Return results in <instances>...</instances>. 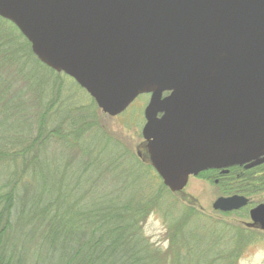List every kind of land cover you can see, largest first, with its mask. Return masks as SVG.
I'll return each instance as SVG.
<instances>
[{
	"label": "water",
	"instance_id": "obj_1",
	"mask_svg": "<svg viewBox=\"0 0 264 264\" xmlns=\"http://www.w3.org/2000/svg\"><path fill=\"white\" fill-rule=\"evenodd\" d=\"M0 18L106 116L150 95L143 144L172 194L210 170L264 164V0H0ZM250 220L264 232V204Z\"/></svg>",
	"mask_w": 264,
	"mask_h": 264
},
{
	"label": "trees",
	"instance_id": "obj_2",
	"mask_svg": "<svg viewBox=\"0 0 264 264\" xmlns=\"http://www.w3.org/2000/svg\"><path fill=\"white\" fill-rule=\"evenodd\" d=\"M0 34L12 42L0 37V264H239L252 234L227 237L226 251L209 238L229 234L220 223L187 224L194 208L166 249L151 244L144 224L169 191L158 174L103 129L90 96L77 104L66 90L81 101L84 90L41 64L12 23L0 18Z\"/></svg>",
	"mask_w": 264,
	"mask_h": 264
},
{
	"label": "rangeland",
	"instance_id": "obj_3",
	"mask_svg": "<svg viewBox=\"0 0 264 264\" xmlns=\"http://www.w3.org/2000/svg\"><path fill=\"white\" fill-rule=\"evenodd\" d=\"M4 34H0L1 39L4 38L2 40L12 43L9 39L11 36H4ZM17 54L18 57L22 56L20 52H17ZM66 79L69 88L76 89L75 82L69 77ZM65 89H67V87H65ZM66 91L72 98L75 97L74 100L78 105H89V95L84 91H81L83 101H81L79 95L73 91ZM148 102L149 98L142 97L135 101L126 112L114 118L106 116L99 108L97 110L98 121L101 123L103 129L122 138L125 143L129 144L130 150L138 161L140 158L136 156V153L137 151L139 152L138 146L144 141L142 130L146 123L144 111ZM37 117H40L39 112L37 113ZM238 172L240 173L241 171ZM249 176L250 175H245L243 178L247 177L251 183V191L247 195L251 201V205L234 214L216 213L212 208L216 199L221 196H226L223 194V192H225L223 189L224 185L231 184L233 180L227 179L224 185L218 186L215 184L214 179L204 180L202 176L198 178L192 177L185 189L184 197H177L169 191L163 195L158 207L151 213L144 224L143 230L145 236L150 240L151 244H156V246L166 249L170 244V241L167 239V234L172 231L171 227L181 220L184 211H189L190 208H194L197 212L195 211L196 213L194 216L188 219L187 224H191L196 219V215H199L206 219H210L213 222L211 226H217L216 223H220L221 229L229 233L225 236L221 235L219 238L217 231L209 232L210 242L213 245L220 241L224 250L231 251L234 249V243L226 241L225 239L227 237L233 239L235 236L234 233L246 230L248 232L247 234H252L253 239L251 244H249L243 252L242 258L239 259V264H264V232L261 230H251V228L246 226V224L251 223L249 217L250 209L264 204V169H257L253 172L251 177ZM221 233L223 234V232ZM210 242H208L207 245H209ZM222 264L226 263L223 262Z\"/></svg>",
	"mask_w": 264,
	"mask_h": 264
},
{
	"label": "flooded vegetation",
	"instance_id": "obj_4",
	"mask_svg": "<svg viewBox=\"0 0 264 264\" xmlns=\"http://www.w3.org/2000/svg\"><path fill=\"white\" fill-rule=\"evenodd\" d=\"M59 75H61V74H59ZM142 97H147L150 100V95H143V96H140L138 99H140ZM143 143H144V141H143ZM143 143L138 146L139 152L137 151V154H138V157L141 159V161L143 163L150 165L149 164V160H148V154L149 153H148V150L144 146ZM140 155L142 157H140ZM262 166H264V164L261 165V166H259V167L253 168V169H245L244 166H242V167L236 166V167H232V168L225 169V170H221V169L220 170H210L208 172H211L212 173V175L210 177H212V179H214L215 184H217L218 186L219 185L220 186L221 185H224V182L227 179H230L231 181L233 180V182L231 184L224 185L223 189H224L225 192H223V194H225L226 196H221V197H231V196L238 195V196H243V197H246L247 199H249L247 197V195L249 193L248 191H250L251 183L247 179V177H244L243 178V176L250 175L249 177H251V175L253 174V172L256 171L257 169H259ZM238 171H241V172L239 173ZM201 176H202V173L200 175H198L196 178L201 177ZM202 178H203V176H202ZM229 193H231V194H229ZM175 196H177V197H184V194H182V195H175ZM249 201H250V199H249ZM250 205H251V201L249 202L248 207H250ZM248 207H246V208H248ZM246 208H244V209H246ZM244 209H242V210H244ZM252 209H250V211ZM242 210H240V211H242ZM240 211H238V212H240ZM250 211H249V217H250ZM238 212L226 213V214H234V213H238ZM216 213H220V212H216ZM220 214H224V213H220ZM251 230H258V229H251Z\"/></svg>",
	"mask_w": 264,
	"mask_h": 264
}]
</instances>
